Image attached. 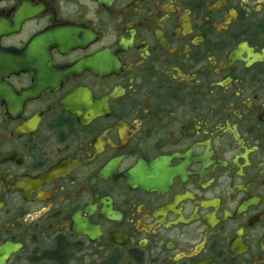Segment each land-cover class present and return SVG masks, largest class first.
Masks as SVG:
<instances>
[{
  "label": "flooded vegetation",
  "instance_id": "af4514ba",
  "mask_svg": "<svg viewBox=\"0 0 264 264\" xmlns=\"http://www.w3.org/2000/svg\"><path fill=\"white\" fill-rule=\"evenodd\" d=\"M0 264H264V0H0Z\"/></svg>",
  "mask_w": 264,
  "mask_h": 264
}]
</instances>
